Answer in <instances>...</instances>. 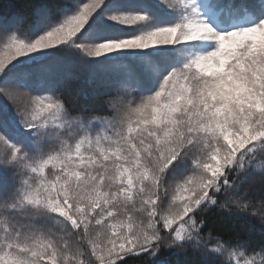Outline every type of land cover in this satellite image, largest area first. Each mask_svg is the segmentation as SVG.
Masks as SVG:
<instances>
[{
  "label": "snow or ice",
  "instance_id": "snow-or-ice-1",
  "mask_svg": "<svg viewBox=\"0 0 264 264\" xmlns=\"http://www.w3.org/2000/svg\"><path fill=\"white\" fill-rule=\"evenodd\" d=\"M11 7L0 264H264V0Z\"/></svg>",
  "mask_w": 264,
  "mask_h": 264
},
{
  "label": "trees",
  "instance_id": "trees-1",
  "mask_svg": "<svg viewBox=\"0 0 264 264\" xmlns=\"http://www.w3.org/2000/svg\"><path fill=\"white\" fill-rule=\"evenodd\" d=\"M17 0H0V4L5 5V7L0 8V13L4 14H11V13H21L22 10L18 8L11 7L12 5L16 4ZM86 2V0H85ZM96 81L94 80L93 83L89 84L86 82V79H81L79 81L77 80H69L65 82V85L63 86L64 95L67 97V99L72 100L76 99L78 103H83L85 98L83 95L77 94V89L82 88L86 92H91V90L95 87ZM2 103V101H0ZM250 195L253 197V199L258 200L261 195H264V192H261L259 187V180L257 179L254 183V186L252 188V191L250 192ZM235 224L236 228H239L241 224H244L245 226L251 227L255 231H259L260 225L256 221H249L247 218H236L234 220L232 219H226L224 222V227L227 228L231 225Z\"/></svg>",
  "mask_w": 264,
  "mask_h": 264
}]
</instances>
